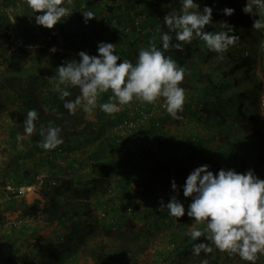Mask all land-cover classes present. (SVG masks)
<instances>
[{
  "label": "crops",
  "instance_id": "obj_1",
  "mask_svg": "<svg viewBox=\"0 0 264 264\" xmlns=\"http://www.w3.org/2000/svg\"><path fill=\"white\" fill-rule=\"evenodd\" d=\"M72 1L74 2L68 5L71 8L70 14L65 16L64 20L54 28L48 29L35 23V15L40 13H34L28 7L27 0H0V68L6 67L0 70V104L3 105L0 110V179L4 176L8 179L5 174L9 170L6 171V168L11 163L10 161L15 159L16 154H18L17 156L26 155V158H22L25 162L31 160L32 163L34 161V166L25 165L29 167L25 169L31 171L30 176L33 179L36 171L48 169L52 175L62 177L66 171L76 174L75 170L77 169L81 174L77 173V176H74L79 179L80 185L94 186L93 178L107 176L111 185L114 186L113 189L110 188L106 192L98 191L94 194L95 200H93V207L102 210V212L108 211L105 215L107 222L105 220H103L105 223L98 221L100 230L111 226L110 229L112 230L123 231L127 227L136 225L140 228H149L152 231V237L149 247L135 253L130 248L119 246V241H113L115 245L110 248L116 249L117 252L112 253L106 263L98 262L95 259L96 264H159L158 257L165 252L170 254L169 258L170 261L172 260V264H201L205 260L207 262L215 260L218 264H233V261L240 256L235 253L229 254L227 251H220L215 245H212L213 251L211 253L206 254L202 251L199 256H196L193 252H187L189 247L192 249V246L198 243V240L193 241L191 238L188 240V235H186L193 225L194 218L187 216V208L192 198L183 195V185L187 176L195 168L205 164L210 165V170L214 173H218L220 169H234L238 173L253 170L255 175L260 179L262 178L264 160L261 157L263 146L259 133L264 125V108L260 103H251L250 94L254 90L248 84L234 83L232 76H225L228 75L224 74L226 67L202 71L198 63L194 67L189 63L188 68L194 69L188 73L189 82L187 81V86L185 83L180 84L185 89L183 111L178 113L180 118H173L166 111L163 120L159 118L160 125L153 127L152 134H146L147 137L143 136L142 138L136 137L135 143L126 142L125 145L117 143L114 145L110 140H107L105 129L112 124L115 113H107L110 121L104 123L107 127L103 131L104 134L101 132L103 135L101 139L97 138V135L94 134L95 131L79 139L66 141L63 139V143L59 146L70 147L72 145V150L76 151H73L74 157L66 156V158L63 157L64 160L58 158L60 162L48 163L45 155L47 150L41 146L44 137L42 136L39 140H31L28 135L23 133V124L9 115V106L18 108L17 104L20 103L21 108L19 110L27 113L31 108L26 106L25 101H31L32 104L37 103L33 93V87L37 86L31 84L30 81V77L35 74L42 79V84L38 90L43 95L40 99L42 102L40 101L41 103H38L37 106H41L42 111L46 110L49 115L44 114L40 107L35 109L39 118L35 121V130L31 135L38 133L40 125L45 129L50 127L52 123L54 125L53 118L55 116L65 117L67 123L69 116H71L68 111L57 114L60 106L62 109L65 108L63 101L59 99V94L53 90L57 83V79L53 77L56 75L57 68L65 64L66 60L55 59L58 65L54 67L44 61L50 53L44 52L47 55L43 54V59L41 57L40 61L37 49L29 50L26 46L44 42L50 52L55 47L58 53L78 54L80 51H85L90 55L92 51L98 49L100 42H105L106 39L113 42L112 38H107L109 36L104 27L111 26L118 29V20L120 25L122 23L125 27L128 21L132 23V18L137 16L136 12H129V14L127 12L124 16L121 11L114 12L115 15H113L107 9L110 4L109 0H103L102 3L100 0ZM142 3H144L143 0ZM92 7H94L93 12L96 15L86 24L84 17L79 15L82 12L79 11L88 10ZM50 35L52 36L51 40ZM47 41L49 42L47 43ZM113 44L116 46L117 42ZM116 48L117 50L120 49L119 46ZM201 71L203 73H200ZM216 80H218L217 83H215ZM16 81L23 83V92L11 90L14 89L11 84L18 85V83L15 84ZM205 81L212 82L211 89L207 88L204 84ZM189 86L192 87V90L189 89L191 88ZM194 88H198V90H194ZM68 90L72 92L71 99L80 95L78 87L70 86ZM52 91L54 94L50 101L49 94ZM213 91L216 92L215 95H212ZM224 91L225 93H223ZM244 91L248 92V96L243 104L240 99ZM221 93H223V99H217ZM111 95L108 93L101 94L96 106L108 102ZM56 99L59 101L56 102ZM9 100H12V103H9ZM215 102L221 105L223 102L226 107L230 104L231 111L224 114L210 112L207 107L215 104ZM203 106L208 113H204ZM97 108L100 107L86 112L83 108L78 107V110H83V112L80 110L83 122L77 124L78 130L83 128L80 125L85 126V122L96 121L99 118V116L97 117L98 114L106 113L101 109L98 112ZM161 110H163L162 103L158 102V105L155 106L157 115L162 114ZM219 114L223 116V121L216 124V117ZM229 117L232 118L230 121H228ZM150 124L151 122L144 125ZM96 125H102L101 120L98 121V124L94 123V128L98 130ZM95 137L97 147L91 144L86 145L89 140ZM105 140H107L106 144H104ZM3 147L7 148V151L2 152ZM124 148L128 150L126 157L119 155ZM93 153L99 156L97 160L92 159ZM112 158H116L117 162L105 161ZM78 159L83 165L84 161L89 163L99 161L98 163H104L105 167L99 166L92 170L87 166L88 173H85L79 169L80 164L76 168L72 166V164L77 166ZM17 164L20 165V163ZM259 167L260 170H257ZM18 168L21 167L18 166ZM173 179L179 186L178 193L171 188ZM91 180L93 182H90ZM8 181L14 185L17 183L15 179H8ZM34 182L25 181L19 182V184H34ZM33 190L24 196L14 194L13 200H10L12 195L6 191V185L0 186V206L6 202L7 205L9 203L16 204L19 199H22L20 197L26 195L28 203L33 201L31 199L36 200V202L42 199L40 206H44L42 193H37L35 191L37 188ZM173 196H176L184 204L186 210L184 217L175 218L169 216L166 209L163 211L159 209L161 201L166 204ZM18 212H21L19 208H12L7 211L9 220L5 222V232L0 231V264H15L14 261L8 260L27 252H38L41 248L50 250L51 246L65 239L73 222L78 218L72 216L52 224L45 222L46 226L41 228L39 225L41 229L37 230L36 234L25 235L26 232L14 230H17L23 223L29 226L31 224L37 226L38 224L33 223L34 215L23 216L19 215ZM110 222L112 225H108ZM196 226L202 228L204 225L198 224ZM13 227L15 228L13 229ZM52 240H55V243ZM200 240H204V237H201ZM153 248L154 252L149 251ZM146 254L151 255L146 257ZM81 255L80 248L72 254L67 264H81L82 260H77ZM86 257L89 261L94 260L91 254L86 255Z\"/></svg>",
  "mask_w": 264,
  "mask_h": 264
},
{
  "label": "clouds",
  "instance_id": "obj_2",
  "mask_svg": "<svg viewBox=\"0 0 264 264\" xmlns=\"http://www.w3.org/2000/svg\"><path fill=\"white\" fill-rule=\"evenodd\" d=\"M71 2L72 0H27V5L34 13H40L35 15L37 25L52 29L70 14L71 8L68 5ZM102 2L103 0H100V3ZM112 2L118 3L117 1ZM126 2V7L131 8L128 5L129 1L126 0ZM207 2L205 0V3ZM147 3H149L148 0H144V3L141 1L135 5L134 9L140 4L141 7H145ZM180 3V14H177V10V12L172 10L164 17V24L169 32H175V39L179 42L191 43L194 38H199L205 42L209 51L216 52L217 55L209 69L226 65L227 57L224 55L240 37L233 34L234 29L226 22L222 24L226 30L205 31V26L212 23V7L204 4L203 11H201L196 0H180ZM176 7L177 5L174 9H177ZM253 8L256 13L255 18H257L255 21L253 20V28L264 31V0H247L243 11L246 14H255ZM131 9L133 10V8ZM222 11L225 15L231 16L235 10L225 7ZM129 12L135 11H128V14ZM82 14L86 24L96 15L91 10H84ZM142 19L143 15L137 13V16L132 18V23L128 21L124 28H134V26L142 28L144 24ZM169 32L161 34L163 50L172 47L181 49L180 43H171L172 36ZM263 41L260 45L259 60L253 72L246 75L242 70H235L228 76H232L234 83L248 84L254 90L250 94L251 103L253 104L257 97L256 102L264 108V90L257 91V88L252 85L254 81H261L264 86V78L258 76L261 73L260 58H264ZM30 46L34 49L37 46L47 47L44 42ZM56 50L53 47L51 52L55 53ZM97 50L99 55H89L85 51H80L78 53L79 61L70 60L62 64L57 68L56 75L53 77L57 79L53 90L59 94V99L63 101V107L69 114L75 113L78 107L90 112L96 107L100 95L111 90L112 95L109 96L108 102L100 104L99 107L108 114L115 113L113 122L120 117L116 113L120 107L133 102V100L144 102V104L148 103L152 105L150 108L160 102L164 111H167L173 118H180L178 113L183 111L185 103V89L180 86L185 76V69L170 56H166L165 51L158 48L154 42H150L149 47L140 49L137 60L133 64L132 61L121 59L120 55L116 54V46L113 43L100 42ZM235 52L236 54L234 55L233 52L232 57L227 61L235 56L239 57L250 53L251 47L245 45L243 50ZM261 52L262 56H260ZM208 54L206 53V56ZM221 57L225 60H221ZM228 71L230 72L229 68ZM261 71L264 72V66ZM237 72L240 75H237ZM253 75L256 76L255 79L252 78ZM62 85L63 87H61ZM70 86L79 88L80 95L74 99H68L72 96V92L68 90ZM151 117L155 118L153 125H160L156 111ZM38 118L39 114L35 109H30L27 112L24 133L31 140V134L35 130V121ZM108 127L105 129V135ZM261 129L259 135L261 144L264 146ZM60 132L59 126H50L46 131L41 129V135L44 137L41 146L47 150L45 155L48 163L60 162L58 158L62 159L61 156H56V159L50 157V153L55 152L53 149L63 143ZM61 163L66 165L64 162ZM40 172L42 171H39L38 174ZM45 172H48L50 178L53 179L54 175L48 169ZM50 178L47 180L50 181ZM36 180L34 184L21 185L19 182L15 185L12 182L6 184V191L12 195L10 200H13L14 194L24 196L33 190L37 184ZM23 187L27 189L25 190ZM20 188H23L24 191L20 192ZM171 188L175 192H179V186L175 179L171 182ZM183 195L192 198L187 208V216L194 218L193 225L186 235L193 241L204 237V240H200L192 246L194 255L199 256L202 251L206 254L211 253L212 245H215L220 251L238 254L246 261L254 262L257 259V253L264 254V179L255 175L253 170L238 173L234 169H220L218 173H214L210 170V165L198 166L187 176L183 185ZM8 205L13 204L9 203ZM159 209L162 211L166 209L168 215L175 218L184 217L186 212L184 204L176 196H173L166 204L161 201ZM105 214L104 212L103 215ZM198 224L204 226L197 227ZM201 264H207V261H202Z\"/></svg>",
  "mask_w": 264,
  "mask_h": 264
},
{
  "label": "trees",
  "instance_id": "obj_3",
  "mask_svg": "<svg viewBox=\"0 0 264 264\" xmlns=\"http://www.w3.org/2000/svg\"><path fill=\"white\" fill-rule=\"evenodd\" d=\"M129 1V7L135 8V5L140 3L142 0H128ZM144 1V0H143ZM167 1V0H164ZM164 1H158L155 0L152 3L145 5L146 10L144 13L147 15V17H143L142 23L143 26L142 28H139L138 26H134V28H118L115 29L113 27H104L105 31H107L108 36L107 38H112L113 42L110 43H115L117 42L116 46H119L120 49L117 50L116 54H119L121 59H127L133 62L135 64L138 53L140 49L142 48H147L149 47L150 42H154L158 48H160L162 51H165L166 56H170L172 59L174 57H182L185 55L186 52L190 51H199L198 52V57L203 56V58L206 57L207 50L201 43L198 41V38H194L191 43L187 42H179L176 41L175 39V32H169V29L167 26L164 24V17L168 15L172 10L177 12V9H174L169 3H165ZM171 1V0H170ZM208 1V6L209 4H212L210 7L213 9V15H212V23L209 25L205 26V31H212V32H218L220 30H226L223 27V23H227L230 27L234 29L233 34L238 35L240 38L235 42L234 45L229 47V50L226 52L224 57L230 58L232 57L233 52L238 51V50H243V47L250 46L251 47V52L242 56H235L231 60L226 62V65H222L220 68H225L224 74H232L234 73L235 70L238 71H243L246 75H249L253 70L256 68L257 61H258V55H259V50H260V45L262 44V41L264 39V31L261 29H255L253 28V21H249L245 15H241L239 13L240 9V3L238 2L240 0H207ZM196 3L199 5L205 4V0H196ZM247 0L243 2V4H246ZM176 5V3H175ZM229 5L233 6L234 9L238 11H234L233 15L227 16L223 13V9L225 7H229ZM238 5V6H237ZM237 6V7H235ZM158 8V11L155 8ZM178 8V7H176ZM91 11H94V7L88 9ZM201 11H203L201 9ZM82 12V11H79ZM180 14V13H179ZM80 16L84 17L82 13H79ZM256 15V13H255ZM148 19V21H147ZM145 25H148L150 29L143 33V28ZM164 32H169V34L172 36L171 43L176 44L180 43L182 45L181 49H176L174 47L168 49V50H163L162 48V40H161V34ZM105 42H109L107 39ZM37 52H38V58L41 61V57L44 52L50 53L47 59H45V62H48L50 65H53L56 67L58 65L56 63L55 59H65L66 62L70 60H76L79 61L80 57L77 55H67L66 53H58V52H50L47 47L44 46H37L36 47ZM90 55H99L98 50L92 51V54ZM43 59V57H42ZM221 60H225L223 57H221ZM119 63V61H118ZM228 68L230 69V72L228 71ZM225 75V76H228ZM220 76V75H218ZM224 79H229V78H224ZM228 82V81H227ZM18 85L11 84V87L14 89H11L15 92H23L24 91V86L23 83L18 82ZM16 84V83H15ZM20 84V85H19ZM208 89H211V84L212 82L208 81L204 83ZM253 87L257 88V91L264 90L263 83L261 81H254L252 82ZM10 87V85H8ZM194 90H198V88H194ZM108 93V92H106ZM109 94V93H108ZM106 96V95H105ZM217 99H223V93L219 94ZM241 103H245V98L248 96V92L244 91L241 94ZM58 102L59 100L56 99ZM257 97H255L254 102H256ZM31 101H25V104L28 108L30 107L31 109H36L41 106H37V103L34 102L32 104ZM3 108V105L0 104V110ZM9 115L15 119L17 122L23 124V133H24V127H25V119L27 116V113H24L23 111L19 110V108H14L12 106H9ZM81 108V107H80ZM81 110V109H80ZM79 110V111H80ZM81 112V111H80ZM65 117H58L55 116L53 118L54 125L52 123L51 127H56L59 126L62 129V126H65L67 121H65ZM75 120L80 123L83 122V118L77 117ZM85 122V121H84ZM151 122V125H141V127L137 130V134L135 136H130L124 138L120 144H124L125 142H131L134 143L136 137H147L146 134H152L153 133V127L156 125H153L155 123V118L151 117L150 120H148L146 123ZM68 123H70L68 121ZM145 123V124H146ZM87 125H90V123L85 122V126L78 132L74 133L73 139H79L81 137H84L88 134L86 133H91L94 131L93 130H88ZM146 127V128H145ZM41 129H44L43 126L40 125L38 128V133L32 135V140H39L42 135H41ZM64 129V128H63ZM64 131L60 132V136L62 139H64ZM107 140H110L112 144H114V141L111 137H107ZM107 140H105L104 144L107 143ZM132 140V141H131ZM115 145V144H114ZM72 147V146H70ZM63 149L69 150L67 147L63 146H58L56 147L55 151H60ZM72 150V149H71ZM150 154V153H149ZM99 156L96 153L92 154V159L97 160ZM261 157L262 160H264V146H263V151L261 152ZM116 158H112L109 160H105L106 162H117L115 160ZM104 161V162H105ZM81 164V163H80ZM264 164V163H263ZM90 168L95 170L97 167H105L104 163H95L91 162L90 163ZM257 170H260V167L257 168ZM66 171L64 177H60V175L55 176L57 177V182L54 185L51 184H46L41 193H42V198L44 199V208L41 211L45 212V220L47 223L52 224L56 221H62L66 218L69 217H78L76 220L73 222V225L71 226V230L69 234L65 237V239L62 242L57 243L56 245L51 246V253L47 252L46 249H39L37 253L33 252H27L24 253L23 255L17 256V257H12L8 261H14L13 263L15 264H67L68 261H70V258L74 252H76L78 249L82 247L83 244L86 243L87 236H89V232H87L86 227H92V218L100 220V218L95 215L96 210L98 208L93 207L94 203L90 200V197L97 193L98 191L106 192V190H109L110 188L113 189L114 186L111 185V181L108 180L107 176H100L98 178H93L92 180L94 181L95 184L94 186H88V185H82L84 186L81 188V185H78L77 182L73 180L74 177L77 176V174H74L72 172ZM80 173V172H79ZM81 174V173H80ZM79 177V176H78ZM76 180L77 179L76 177ZM90 182H93V181ZM103 183L107 185V188L102 190L104 188ZM80 184V183H79ZM80 186V187H79ZM100 194V193H99ZM98 194V195H99ZM129 199V198H128ZM129 201V200H128ZM131 201V200H130ZM129 201V202H130ZM42 203V199L37 200L33 203V205H30V207L33 209L32 211H28L26 214L28 215H36L39 212L40 209V204ZM131 204V203H129ZM26 202H19L17 201L16 204L12 205V208H21L22 206H25ZM95 212V213H94ZM107 215L108 211L106 212L105 210L103 211ZM84 218V219H83ZM2 215L0 211V223H1ZM107 222V217L102 216L101 221L103 223ZM108 225H112V223H108ZM111 227V226H110ZM143 234H140L135 236V240L133 246L130 245H124V243L119 242V246H123L126 248H130L134 253L143 251L145 250L151 240L152 237V231L147 228L143 227L141 228ZM130 233H133V230H130ZM200 239L198 242H200ZM145 241L144 243H140L141 241ZM188 240H190V237L188 236ZM117 252L116 249H112L109 246L106 245H96V248L94 247L91 249V255L98 261L102 263H106L109 261L110 256L112 253ZM187 252H192V249L190 247L188 248ZM168 254V256L166 255ZM169 258V253L165 252V254ZM161 256V255H160ZM167 258V260H168ZM214 264H218L215 260ZM212 261V262H213ZM75 263V261L73 260ZM77 264V263H76ZM166 264H172V260H169L166 262ZM207 264H210V262H207ZM249 264H264V254L257 253V259L252 262L249 261Z\"/></svg>",
  "mask_w": 264,
  "mask_h": 264
},
{
  "label": "rangeland",
  "instance_id": "obj_4",
  "mask_svg": "<svg viewBox=\"0 0 264 264\" xmlns=\"http://www.w3.org/2000/svg\"><path fill=\"white\" fill-rule=\"evenodd\" d=\"M112 1H117L118 3L116 4L115 2H112ZM112 1H109L110 2V4L108 5L109 7H107V9H109V11H111V13L113 14L114 12H117V11H121L122 13H123V15L125 16V14L128 12V11H137V13L138 14H140V15H143V17H147V15L144 13L146 10H144L145 8H144V6H142L141 7V4L140 5H137V7H136V9H131V8H128V7H124V5H127V2H126V0H112ZM149 1V3H147L146 5H148V4H150V3H152L153 1H155V0H148ZM158 1H164V0H158ZM72 2H74V1H72ZM71 2V3H72ZM137 2H138V0H137ZM165 3H169L172 7H174L175 8V3H176V5H177V11H178V13L177 14H179L180 13V10H181V3H180V0H167V1H164ZM243 2L244 1H242V0H240L239 2H238V4L240 3V9H239V13L241 14V15H245V17L249 20V21H255L257 18H255V14H252V13H249V14H246L244 11H243V8H244V6H245V4H243ZM205 5H207L208 6V2L207 3H205ZM204 4L203 5H199L200 6V10L202 9L203 10V6H205ZM210 6L212 5V4H209ZM238 6V5H237ZM237 6H235V7H237ZM229 7L230 8H233L234 9V7L233 6H231V5H229ZM157 11H158V8L156 7L155 8ZM256 9H258L257 7H256ZM128 10V11H127ZM235 10V9H234ZM235 11H238L237 9L235 10ZM253 12L255 13V10H254V8H253ZM126 18V17H125ZM147 21H148V19H147ZM253 21V22H254ZM118 22H119V20H118ZM145 23V22H144ZM118 28H124V25L121 23V25L119 24L118 25ZM150 29V27L148 26V25H145L144 26V28H143V33H145V32H147L148 30ZM50 40H51V38H52V36L50 35ZM198 41L201 43V44H203V46L205 47V49L207 50V53H209L205 58H203V56H200V58L197 56L198 55V52H200V50L199 51H192V52H190V51H188V52H186L185 53V55H183L182 57H174L173 58V60H175L176 62H177V64L178 65H180V66H183L184 67V69H185V76H184V79H183V81L181 82L182 84H184L185 83V85L187 86V81L189 82V77H187L188 76V73L189 72H192V69H194V68H192V69H190V68H188V64L190 63L193 67L196 65V63H198V65L200 66V69L202 68V71H204V70H208L210 67H211V64H212V62H213V60H214V57H215V55H217V53L216 52H213V51H209L208 50V48H207V45L205 44V42H203L202 40H200L199 38H198ZM49 41H47V43H48ZM32 45H34V44H32ZM263 45H264V41H263ZM29 50L30 49H32V50H34V48L32 47V46H26ZM68 47H69V45H68ZM36 50V49H35ZM37 51V50H36ZM43 54H45V53H43ZM67 54V53H66ZM236 54V52H234V55ZM45 55H47V54H45ZM67 55H74V56H78L79 57V55L78 54H75V53H73V54H67ZM260 56H262V52H261V55ZM264 57V56H263ZM259 60V59H258ZM260 60H261V67H260V72L261 73H259V78L261 77V78H264V72L263 71H261L262 70V68H263V66H264V58H260ZM225 62H227V59L225 60ZM4 68H6V67H3V68H0V70L1 69H4ZM257 70H258V67H257ZM200 72V73H203V72ZM198 72V71H197ZM196 72V73H197ZM237 75H240V73H238L237 72ZM242 77H244V76H242ZM252 78L253 79H255L256 78V76L255 75H253L252 76ZM208 79V78H207ZM221 80V79H220ZM30 81H31V84H33V85H36L37 87H33V93H34V95H35V98H34V100L37 102V105H39L41 102H42V100H40L41 99V96H43L42 94H41V92H39L38 90H39V88H40V86H41V84H42V79H41V77L40 76H37V75H32L31 77H30ZM206 82V81H205ZM218 82V80H216L215 81V83H217ZM15 83H17V81L15 82ZM0 84H1V82H0ZM27 84V83H26ZM194 85V84H193ZM181 87H182V85H180ZM233 86L235 87V84H233ZM189 87H191V86H189ZM188 87V88H189ZM202 87V86H201ZM189 89H191L192 90V87L191 88H189ZM212 90H214V88H212ZM108 93L111 95L112 93H111V90H109L108 91ZM196 93V92H195ZM215 91H213V93H212V95H215ZM223 93H225V91L223 92ZM229 93V92H228ZM53 94H54V91H52V92H50V94H49V99H50V101L52 100V96H53ZM198 94H199V92H198ZM200 94H202V93H200ZM197 95V94H196ZM251 96V95H250ZM72 97V96H71ZM71 97L70 98H68V99H71ZM202 97H204L203 95H202ZM73 99V98H72ZM41 101V102H40ZM134 101V100H133ZM162 101V100H161ZM9 103H12V100H9ZM14 103V102H13ZM39 103V104H38ZM62 105V104H61ZM145 105L147 106V107H150V105L148 104V103H145ZM21 105H20V103H18L17 104V107L20 109L21 107H20ZM96 107H99L98 105L96 106ZM96 107H95V109H96ZM231 105L229 104V106L228 107H226V106H224L223 105V102H222V105L221 104H219V103H217V102H215V104H212V105H210V106H208L207 108L210 110V112H216L217 114L218 113H220V114H224V113H227L228 111H231ZM82 108V107H81ZM163 109V108H162ZM202 109V108H201ZM40 110L42 111V108H40ZM202 110H204V113H208V112H206V108L203 106V109ZM67 110H65V109H62L61 108V106L59 107V109H58V112H57V114L59 113H61V112H66ZM78 111V112H77ZM82 112H83V110H81ZM97 111L98 112H100V108L98 109L97 108ZM162 111V114H160V115H158V117L159 118H162V120H163V117L165 116V114L164 113H166V111H164V110H161ZM44 114L45 113H49V112H47L46 110L44 111H42ZM40 113V112H39ZM67 113V112H66ZM46 114V116H48ZM58 114V115H59ZM82 113L78 110V108H77V110L75 111V113H73V114H69V115H71V116H69V122L70 123H67L65 126H62V129H61V131H64L65 133H64V141H66V140H68V139H73V136H74V133L75 132H78V131H80V130H78V122L75 120V118H77V117H82V115H81ZM217 115V117H216V124H218V123H221L222 121H223V116H221V115ZM99 116V118H97V120L96 121H94V122H90V125H87V127H88V130L90 131V130H93L94 129V131L96 132H94V134L95 135H97V138H99V139H101V137H103V135H101V132L103 133V131H104V129H105V127H107V125H105L104 123L105 122H108V121H110L109 119L110 118H108V115H107V113H100V114H98L97 115V117ZM232 118L231 117H229V120L228 121H230ZM99 120H101V123H102V125H96V126H98V130L97 129H95L94 128V123H97L98 124V121ZM113 120V119H112ZM151 125V124H150ZM80 126H82V127H84L83 125H80ZM109 126V125H108ZM64 128V129H63ZM101 129H103L102 131H99V130H101ZM44 130L46 131V129L44 128ZM92 133V132H91ZM100 133V134H99ZM86 134H90V132L89 133H86ZM104 134V133H103ZM87 136V135H86ZM95 142H96V137L94 138V139H91V140H89L87 143H86V145H89V144H91L92 146H95V147H97V144H95ZM72 146V145H71ZM69 150V152L70 151H76V150H71L72 148H73V146L72 147H67ZM84 148V147H83ZM103 148H104V146H103ZM20 149V148H19ZM65 150H67V149H65ZM65 150H63V151H65ZM1 151L3 152V151H7V148H5V147H3L2 149H1ZM20 151V150H19ZM19 153V152H18ZM18 154H16V156H15V159H13L12 161H10L11 163L8 165V168H6V171H8V173L7 174H5V175H7V177H8V179H10V180H13V179H15L16 180V182H20V183H23V182H25V181H31V182H34L35 180H36V177H37V174H38V172L39 171H36L35 173H34V179L30 176V174H31V171H29V170H26L25 168H29V167H27L28 165H30L31 164V166H34L33 165V163H34V161L31 163V160H29L28 162H25V161H23L22 160V158H26L27 156L26 155H20V156H17ZM36 161V160H35ZM78 161H79V163L77 164V166L76 165H73L72 164V166L73 167H78L79 166V164H80V160L78 159ZM15 162V163H14ZM99 162V161H98ZM17 163H20V165H18ZM25 165H27V166H25ZM90 165V163L89 162H87V161H84V165L81 163L80 164V167H79V169H82L83 171H85V173H88V170L86 169L87 168V166H89ZM18 166H20L21 168H18ZM17 167V168H16ZM90 167V166H89ZM76 171V174L77 173H79L80 171L79 170H75ZM67 173H69V172H67ZM75 175V174H74ZM12 176H13V178H12ZM64 177V176H63ZM12 178V179H11ZM71 178H73V180L75 181V182H77L78 183V185H80L79 183V181L78 180H76V178H74V177H71ZM8 179L6 178V176H4L3 178H1L0 179V186H5L9 181H8ZM261 179H264V171H263V173H262V178ZM47 182H46V184L48 183V184H51V185H54L56 182H57V177H53V179L52 178H50V181L49 180H46ZM36 182H37V180H36ZM27 183V182H26ZM45 186V183H44V185L43 186H38L37 184H36V186H35V188H37V190H35L37 193L39 192V194L41 193V191H42V189H43V187ZM103 186H104V188H107V185L105 184V183H103ZM80 187V186H79ZM84 186H82L81 185V188H83ZM31 191H34V190H30L29 192H31ZM11 194V193H10ZM20 198H22V199H19L18 201L19 202H23V201H25L26 202V205L25 206H22L21 208H19V210H21V212H18L19 213V215H23V216H26L27 214V212L29 211H32L33 209L30 207V205H32V203H34L36 200H34V199H31V200H33L32 202H30V203H28V201H27V195L25 196V197H20ZM90 200L93 202V200H95V196H94V194L90 197ZM7 203V202H6ZM3 204V205H1L0 206V211H1V215H2V219H1V223H0V231L1 232H5V229H6V227H5V222H6V220H9V218H7V215H8V213H7V211L8 210H10V209H12V205H7V204ZM94 203V202H93ZM43 208H44V206H40V209H39V212H38V214H36V215H34V224H38L37 226H34V225H27L26 223H23V224H21V226L17 229V230H14V231H18V232H26L25 233V235H27V234H36L37 233V230H39V229H41V228H43V227H45L46 226V223H47V221L45 220V212L44 211H41V210H43ZM24 212H26V213H24ZM95 213V212H94ZM103 213L104 212H102V210H100V209H98V210H96V214L95 215H97L99 218H100V221H101V218H102V216H105V215H103ZM18 215V214H17ZM46 222V223H45ZM92 222H93V227H86V229H84V230H86L87 232H89L90 234H89V236H87V240H86V243L85 244H83L82 245V247H81V253H82V255L79 257V258H77V260H82L81 261V264H96V261H95V258H94V260L93 261H89V260H87V257H86V255H89V254H91V249H93L94 247L96 248V245H106V246H109V247H112V245H115L114 243H113V241H119V242H122V243H124V245H130V246H133V245H135V244H133L134 243V241L133 240H135V236H137V235H139V233L140 234H143V232L141 231L142 229L140 228V227H138V226H136V225H133V226H130V227H127L125 230H123V231H120V230H112V229H110V227L109 228H106V227H104L102 230H100V228H99V226H98V219H97V217L96 218H92ZM42 225H41V224ZM101 223H103L102 221H101ZM39 225L41 226V228H39ZM16 228H17V226H15ZM15 227H13V229L15 228ZM1 228H4V230H1ZM130 230H133V233H130ZM68 235V234H67ZM105 236V237H104ZM34 238H36V236H34ZM52 242L53 243H55V240H52ZM144 243L145 241L143 240V241H141L140 243ZM150 246V245H149ZM148 246V247H149ZM29 247L31 248V245H29ZM134 247V246H133ZM51 249L49 250V249H47V252H49V253H51ZM149 251H152V252H154V248L153 249H150ZM148 251V252H149ZM35 253H37V252H35ZM149 255H151V254H146V257H148ZM160 255H162V254H160ZM160 255H159V257H158V259H159V262L158 263H160V264H162V262L160 261ZM145 256V255H144ZM213 261V260H212ZM211 260H209V262H210V264H214V261L212 262ZM234 263L233 264H249V261H246V260H243L242 258H240V257H238V258H236L235 259V261H233ZM5 263V262H4ZM228 263V262H227Z\"/></svg>",
  "mask_w": 264,
  "mask_h": 264
},
{
  "label": "built area",
  "instance_id": "obj_5",
  "mask_svg": "<svg viewBox=\"0 0 264 264\" xmlns=\"http://www.w3.org/2000/svg\"><path fill=\"white\" fill-rule=\"evenodd\" d=\"M154 111L155 107H147L144 102L140 101H133L127 105L121 106L120 110L116 112L120 115V117L108 127V129L106 130V136L111 137L114 141V144H119L126 137L135 136L137 134V130L141 127V125L146 123L151 118ZM261 135L264 140V126L261 129ZM127 153L128 150L124 148L122 151H120L119 155L126 157ZM50 155L52 159H56L58 156H61V160H64L63 157L66 158V156L74 157V152H69L67 150H58L53 153H50ZM49 178L50 175L48 172H40L36 178L37 185L39 187L43 186L45 181ZM23 188L25 190L27 189L26 187ZM23 188H20V192L24 191ZM164 254L165 253H162V255L160 256V261L162 262V264H166V262L168 261V254H166L167 256Z\"/></svg>",
  "mask_w": 264,
  "mask_h": 264
}]
</instances>
